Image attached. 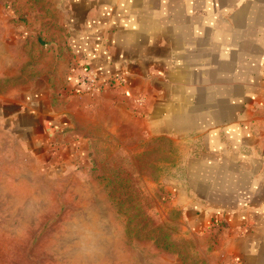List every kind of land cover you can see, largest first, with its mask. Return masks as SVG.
<instances>
[{
	"label": "crops",
	"instance_id": "crops-1",
	"mask_svg": "<svg viewBox=\"0 0 264 264\" xmlns=\"http://www.w3.org/2000/svg\"><path fill=\"white\" fill-rule=\"evenodd\" d=\"M66 6L60 60L71 59L74 76L65 82L62 68L21 83L0 72V131L50 146L49 135L69 126L79 72L99 82L122 75L102 93L182 152L168 207L191 232L217 236L210 264H264V0Z\"/></svg>",
	"mask_w": 264,
	"mask_h": 264
},
{
	"label": "rangeland",
	"instance_id": "rangeland-1",
	"mask_svg": "<svg viewBox=\"0 0 264 264\" xmlns=\"http://www.w3.org/2000/svg\"><path fill=\"white\" fill-rule=\"evenodd\" d=\"M66 7L0 0L3 79L62 68L72 79L75 64L60 60ZM102 90L68 91L69 126L50 146L0 131V264L212 263L217 236L191 232L168 207L182 152Z\"/></svg>",
	"mask_w": 264,
	"mask_h": 264
},
{
	"label": "built area",
	"instance_id": "built-area-1",
	"mask_svg": "<svg viewBox=\"0 0 264 264\" xmlns=\"http://www.w3.org/2000/svg\"><path fill=\"white\" fill-rule=\"evenodd\" d=\"M76 82V91H96L102 88L103 84H111V83H122L124 82V77L122 75L115 76L110 80H106L105 82H99L94 76L86 71H81L77 75ZM134 100L141 104L143 101L142 96H136Z\"/></svg>",
	"mask_w": 264,
	"mask_h": 264
}]
</instances>
